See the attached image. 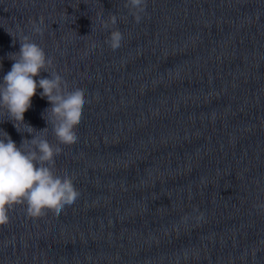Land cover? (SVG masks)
Instances as JSON below:
<instances>
[{
  "label": "water",
  "instance_id": "1",
  "mask_svg": "<svg viewBox=\"0 0 264 264\" xmlns=\"http://www.w3.org/2000/svg\"><path fill=\"white\" fill-rule=\"evenodd\" d=\"M125 4L0 0V81L27 36L89 101L56 157L80 197L10 210L0 264H264V0H147L140 23ZM41 91L24 120L56 143ZM0 130L32 138L2 110Z\"/></svg>",
  "mask_w": 264,
  "mask_h": 264
},
{
  "label": "clouds",
  "instance_id": "2",
  "mask_svg": "<svg viewBox=\"0 0 264 264\" xmlns=\"http://www.w3.org/2000/svg\"><path fill=\"white\" fill-rule=\"evenodd\" d=\"M125 7L136 23L146 13L147 0H126ZM111 25H117V17L110 15ZM109 22L105 23L108 27ZM43 19L34 23L33 31L43 35ZM123 33L119 27L110 31L105 43L112 50L121 47ZM20 41V40H19ZM14 61L11 70L0 81V110L11 120L18 132H27L31 139H22L19 146L10 135L0 130V225L10 222L9 212L16 205H25L29 217L39 218L49 211L59 215L80 197L73 177L56 167V157L62 154L64 145L78 142L76 127L89 101L85 90L71 88L67 80L55 71L53 60L38 43L25 36L18 52L9 53ZM41 72L49 73L41 77ZM42 98L50 102L43 115L47 125L51 123L56 143L47 136L48 126L37 130L24 120V113L31 107L37 89ZM45 113H49L46 118ZM44 133V135H37Z\"/></svg>",
  "mask_w": 264,
  "mask_h": 264
}]
</instances>
